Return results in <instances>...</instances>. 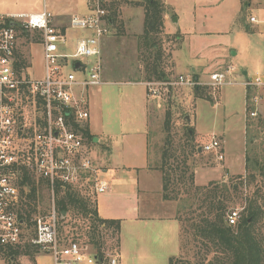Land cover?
I'll return each mask as SVG.
<instances>
[{"label":"rangeland","instance_id":"374dc122","mask_svg":"<svg viewBox=\"0 0 264 264\" xmlns=\"http://www.w3.org/2000/svg\"><path fill=\"white\" fill-rule=\"evenodd\" d=\"M76 1L83 5L84 0ZM38 2L39 0H0V5L5 4L6 7L17 6L18 9H21L24 6L37 7ZM144 4L145 0H110L106 5L109 19L113 18L114 24L110 26V33L104 39L102 46V80L105 83H136L137 78H144L145 62L149 58L151 61L154 57L152 54L156 51L161 53V60L158 65H160V70L166 76L164 82L176 81L179 76L171 71L170 50L173 49V39L172 41L164 34L154 37L155 44L158 47L156 50H147L140 40L138 16L135 12L139 7L144 12ZM48 5L47 3V9L50 11ZM262 8L263 2L254 0L252 6L247 7L241 13V26L239 28L236 26L237 28L229 35L231 41L234 42L237 55L232 56V50L228 51L226 60L236 69L235 78L238 82L251 76L264 75V27L248 22L250 15L262 21L261 19H264V13L261 12ZM126 9H131L130 28L122 19L123 10ZM243 20H245L244 24ZM68 30V37H73L77 32H81ZM33 36L31 35L30 40L33 39ZM30 44L41 46L40 43H28V40L19 36V52L26 60V65L30 62L29 74L31 78L35 80L42 79L44 72L42 51L40 49L42 47L36 45L29 48ZM63 51L67 54L72 53L73 45L71 41L67 43ZM66 71H70V68ZM244 72L247 73V77L243 76ZM183 76L194 77L190 73L183 74ZM199 79L206 80L204 78ZM97 88L99 92L93 91L92 87L87 89L88 123L90 127L98 126V115L100 114L99 121L101 125L103 124L106 134L138 133L146 130L149 165L151 168H155V172L160 177L161 173L158 171V167L162 160L168 157V164L177 180L187 168L188 173L185 179L189 173H193L194 185L207 188L201 193L198 192V194H194L195 192L189 187L181 190L183 201L186 199V204H194L185 210L180 209L181 205L184 204L183 201L181 203L169 201L170 213L177 220L180 227V248L179 255L173 258L175 264H223L231 261L230 252L223 254L214 243L210 242L209 237H205L200 232L201 229H205L207 226L200 216L203 214L204 218H208L209 221L213 218V215H207V211L210 209L208 208V201L210 197H215L213 194L216 190L217 192L220 191L216 195L219 196L222 206H224L222 210L224 218L230 211H242L249 201L255 203L256 208L261 213L256 228L261 233L264 243V181H262L264 179L259 176H255V179L245 178V149L248 141L245 135V127L251 123L257 125L258 118H261L258 108L261 102L260 99L263 100L264 97V87L263 89L253 88L249 90L250 97L246 105V108L248 107L246 112L243 98L245 88L240 85L226 86L216 90L200 86L197 87L199 89L198 95L195 94L194 88L182 86L157 87L159 92L157 97L147 96L148 89H146V97L144 88L141 86L121 85L122 95L118 93V87L114 85L104 84ZM221 90L222 95L220 96ZM94 93L96 94L97 106H93ZM219 97L220 100L217 102ZM254 98L256 101H253ZM216 103L224 105L225 109L223 107L217 109L218 105ZM251 112L254 113L253 117L250 116ZM92 114L97 120H93ZM145 122L147 123L146 126ZM222 128H224V135L215 133L222 131ZM242 128H244V135L239 149V136H241ZM257 132L260 133L256 136L255 146L257 148L255 150L259 154V150L262 148L263 132L260 129H257ZM212 138L220 142L221 154L224 151L223 144L225 143V153L229 159L232 157L237 158L238 149L240 150L241 158L238 161L235 158V160L231 159L237 164L234 171L221 169L224 159L219 161L215 154L198 152ZM86 144L91 153L93 155L95 153L91 157H94L95 165L101 169L109 156L110 149L106 139L102 140L101 146H96L90 142ZM196 148L197 152L194 151ZM262 149L264 150V147ZM215 166L221 169V172H219V174H222L221 178L213 170H210L211 167ZM100 176L108 182L102 173ZM183 191L185 194H183ZM79 194L84 198H90L88 200L89 206L93 208L96 196L93 188L85 185ZM203 200L207 202L202 207L200 204ZM54 201L56 203V197ZM50 204V194L44 186H39L35 198L27 202L26 208L29 209L30 220L46 214ZM28 227L30 228L25 233L26 242L27 238L30 240L33 237L32 226ZM89 227L88 220L71 211L63 221L59 220V237L63 243L75 242L80 247H87L89 253H97L96 250L99 249L105 258H113L118 264V236H114L111 231L99 232L92 236L93 242L89 243V240L86 239L87 232H90ZM152 229L144 231L137 239L134 236H125L124 250L129 253L128 257L126 256L125 264H132L133 261L137 262L139 260L136 257L138 250L135 249V255L132 254L134 242L135 244H142L139 245L141 249L145 247L144 251L155 255L156 259H161L159 257L164 255L166 250H169L172 234L162 232L161 227H157L154 231ZM231 229L235 230L234 228ZM31 251L32 249H30L28 256L18 255L16 257H9L0 252V264H35L37 256L32 254ZM40 254L43 253L40 252ZM45 256L46 264H53L52 258L49 255ZM158 261L156 264H168V262ZM141 262L140 264H146V262Z\"/></svg>","mask_w":264,"mask_h":264},{"label":"built area","instance_id":"2783aa9c","mask_svg":"<svg viewBox=\"0 0 264 264\" xmlns=\"http://www.w3.org/2000/svg\"><path fill=\"white\" fill-rule=\"evenodd\" d=\"M35 14L6 16L2 22L17 24L0 28V252L4 254L24 244L26 215L30 190L24 184L34 181L48 191L51 204L46 214L30 220L33 237L30 243L49 255L53 264H98L96 253L75 242L63 243L59 237V216L54 198L57 188L80 193L85 185L95 195L103 194L108 185L101 178L87 140L74 126L88 127L87 89L104 84L102 80V46L110 33V0H87L89 14L70 17L67 29L85 32L75 44L74 52L60 49L66 45L65 32L54 24V16L46 10ZM264 2V0H262ZM250 24L264 22L250 17ZM37 32L42 47L43 77L32 79L27 68H16L21 31ZM79 63L76 69L75 64ZM70 68V71H66ZM232 65L207 74L206 81L179 75L173 82H145L147 96L157 97V87L206 86L213 90L240 85L245 90L264 87V78L255 75L238 82ZM253 101H256L254 98ZM253 117L254 113H250ZM223 160L221 144L212 138L201 147ZM238 211L225 217L229 227L237 225ZM106 264H117L105 258Z\"/></svg>","mask_w":264,"mask_h":264},{"label":"crops","instance_id":"0c3cea01","mask_svg":"<svg viewBox=\"0 0 264 264\" xmlns=\"http://www.w3.org/2000/svg\"><path fill=\"white\" fill-rule=\"evenodd\" d=\"M161 1L168 10L163 17V34L170 38L178 36L175 40L173 39V49L170 50L171 71L177 75L190 73L194 78H204L207 80V74L222 71L226 66L232 65L226 60V55L231 50L233 52L232 56L237 55L234 42L231 41L229 35H231L235 28H239L242 24V5L240 0ZM47 3L49 4L50 11L47 9ZM252 3H254V0H248V7H251ZM45 6L46 10L54 16V24L57 28L65 32L66 45L68 42H72L73 53L76 41L80 37L85 36L86 33L77 32L75 36L68 37V20L70 16H86L89 14L87 0H84L83 5L79 4L76 0H46ZM39 7L42 11V0H39L37 7L24 6L25 9H18L17 6L6 7L5 4L0 5V21L6 16L39 13L41 12ZM137 9L135 14L138 16V34L141 36L143 33L144 12L140 7ZM261 12L264 13V2ZM130 13L131 9L123 10L122 19L128 28H130V17L132 16ZM250 17L252 16L250 15ZM261 20V22H264V19ZM244 23L245 20H243ZM36 45L40 46L38 44H30L29 48L35 47ZM40 49L42 51V48ZM63 50L64 47L60 49L61 52H64ZM27 73H30V67L27 68ZM243 76L247 77V73L244 72ZM261 77L264 78V75H261ZM104 84L117 86V91L120 95L123 94V90L120 88L121 85L141 86L144 88V95L146 96V87L142 82H104ZM94 87H92V90L99 92L97 87L100 86ZM221 95L222 90L220 91ZM248 96L250 97L249 91L245 90L243 95L245 112L247 102L249 101ZM219 100L220 97L217 102ZM260 101L258 113L264 119V97ZM217 105V109H221L222 107L225 109L224 105H219V103ZM93 106H97L95 93L93 95ZM92 118L93 120H97V118L93 117V114ZM99 119L100 114L98 115V126L90 127L88 123L89 134L94 138L93 144L96 146H101L102 140L106 139L110 150L108 152L109 156L105 160V165L101 167V172L108 182L104 179L102 180L107 183L108 189L103 194L95 196V207L100 218L120 221L118 264H125L126 256L129 254L127 250H124L125 236H134L137 239L144 231L152 228L154 231L157 227H161L162 232H170L172 234L169 250H166L164 255L159 257L161 259H156L155 255L148 254L147 251H144L145 247L141 249L139 245L142 244H135L131 238L134 242L132 254L135 255V249L139 251L136 256L139 260L137 262L133 261L132 264H140L141 261V263L156 264L159 262L158 260L162 261V263L169 262L171 258L179 255L180 227L177 220L170 213L169 202L162 200L161 177L157 172L149 169L146 130L138 133L106 134L103 124L101 125ZM146 124L145 122V126ZM243 129L241 132L242 137L239 136V149L243 141ZM223 130L224 128H222V131L215 133L224 135ZM223 145L224 151L222 156L224 163L221 169L224 168L229 169V171H234L237 168L234 160L236 159L238 161L241 158V152L238 149L236 155L238 157L229 159L225 153V143ZM92 155L93 153H91ZM231 159L234 160L231 161ZM221 169L215 166L211 167L210 170H213L221 178L222 174H219ZM44 257L46 256H37L35 258V264H46V258Z\"/></svg>","mask_w":264,"mask_h":264},{"label":"trees","instance_id":"16d2710c","mask_svg":"<svg viewBox=\"0 0 264 264\" xmlns=\"http://www.w3.org/2000/svg\"><path fill=\"white\" fill-rule=\"evenodd\" d=\"M241 1V12L245 11L248 7V0H240ZM168 12L167 8L163 4L161 0H145L144 4V22H143V33L140 37V40L143 42V45L147 50H156L158 47L155 44L154 37H158L163 34V17ZM110 26L114 24V19L110 18ZM9 23L4 22L0 23V28L3 26H8ZM31 35L33 39L30 40ZM20 36L26 40L28 43H39L40 36L37 32H26L21 31ZM168 37V36H167ZM178 36H174L170 39H176ZM154 57L150 61V58L145 62L144 72L145 76L141 79V77L136 79V83L138 82H164L166 76L162 70H160V65L158 63L161 60L160 51H156L152 54ZM29 67L26 65V60L22 57V55L18 54V61L16 63V68H26ZM195 94L198 95L199 89L194 88ZM249 91V90H246ZM249 100V96H248ZM251 108V107H250ZM248 107L246 108V111ZM252 113V112H251ZM254 126V128H253ZM75 129H79L83 135V137L87 140V142L93 143L94 138L89 134L88 127H79L78 125L74 126ZM257 129H260L263 132L262 139V148L264 147V119L258 118L257 125L247 124L245 127V135L247 138L246 149H245V178L255 179V176H259L261 179H264V150L260 148L259 154L256 153V136L260 132H257ZM148 149V148H147ZM197 152V148L194 150ZM149 169L155 171V168H151L149 165ZM159 169V170H158ZM156 168L161 173V197L163 201H175L180 202L183 201V197L181 196L184 188L189 187L194 194H198V192H203L207 188L206 187H197L194 185L193 181V173L186 174L187 168L182 172V176L177 180L175 178V174L173 173L172 168L168 164V157L163 159L160 166ZM257 174V175H256ZM264 181V180H262ZM25 185L30 190V194L28 195V200L31 201L35 198L36 195V187L34 181L27 178L24 182ZM42 185H40L41 187ZM181 191V192H180ZM185 191V190H184ZM183 191V194H185ZM220 191L213 194L215 197H210L208 201L207 215H213L212 220H208L202 217L204 223L207 224L205 229H201L200 232L203 233L205 237L210 238V242L218 247L223 254H227L230 252L231 261L223 264H264V243L263 237L261 233L257 230L256 226L260 221V210L256 208L255 203L248 202L246 207L239 212V220L236 226L229 227L225 225V218L223 215L224 206H222V201L219 199ZM188 193V192H186ZM223 196V195H222ZM56 197V210L58 212L59 220L63 221L69 212H76L78 215L86 220H88L90 227V232H87L86 239L89 240V243H92V236L98 234L99 232H109L111 231L114 236H119L120 233V221L118 220H105L98 216L95 202L93 208H90L88 200L90 198L82 197L80 194L74 190L69 188L60 189L57 188L55 191ZM55 199V198H54ZM194 199V196H193ZM55 202V201H54ZM207 201L203 200L200 206L203 207ZM184 204L181 205L180 209L185 210L194 204H186V199L183 201ZM64 213V215H62ZM27 223V229L30 228L28 226H32L30 222V214L28 213L25 217ZM234 228L235 230H232ZM88 230V231H89ZM32 249V254L35 256L47 255L46 253L40 254V251L30 243V240L27 238V242L18 247L15 250H9L5 252L9 257H16L18 255H29V251ZM96 259L98 260V264H106V259H104V254L100 252L99 249L96 250ZM175 259L171 258L168 264H175ZM212 264V263H208Z\"/></svg>","mask_w":264,"mask_h":264},{"label":"water","instance_id":"95a60500","mask_svg":"<svg viewBox=\"0 0 264 264\" xmlns=\"http://www.w3.org/2000/svg\"><path fill=\"white\" fill-rule=\"evenodd\" d=\"M9 25L12 26V27H16L17 26V24L14 23V22L9 23ZM78 67H79V63H76L75 64V68L77 69ZM244 76H245V74H244ZM198 152H201V148L198 150ZM62 215H64V213Z\"/></svg>","mask_w":264,"mask_h":264}]
</instances>
